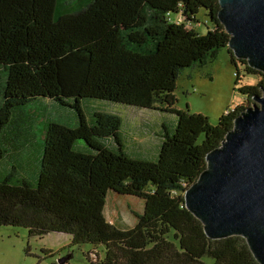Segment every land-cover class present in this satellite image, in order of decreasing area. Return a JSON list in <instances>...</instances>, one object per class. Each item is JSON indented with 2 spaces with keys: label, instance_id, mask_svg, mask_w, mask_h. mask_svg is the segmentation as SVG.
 <instances>
[{
  "label": "trees",
  "instance_id": "1",
  "mask_svg": "<svg viewBox=\"0 0 264 264\" xmlns=\"http://www.w3.org/2000/svg\"><path fill=\"white\" fill-rule=\"evenodd\" d=\"M201 9L213 24L205 34L194 27ZM219 9V0H0V226L103 245L99 264H260L245 237L210 238L185 203L245 106L216 124L180 109V74L228 48L237 85L240 65L257 76L240 92L252 99L264 86V72L229 48ZM86 99L176 118L146 122L155 143L128 146L123 117ZM41 100L74 109V125L43 117L31 107ZM131 147L157 158H133ZM111 191L143 204L133 227L109 220Z\"/></svg>",
  "mask_w": 264,
  "mask_h": 264
},
{
  "label": "water",
  "instance_id": "2",
  "mask_svg": "<svg viewBox=\"0 0 264 264\" xmlns=\"http://www.w3.org/2000/svg\"><path fill=\"white\" fill-rule=\"evenodd\" d=\"M218 17L229 48L264 72V0H219ZM234 120L222 144L209 151L207 168L185 191L187 208L212 239L246 238L264 264V86ZM69 257L59 260L65 264Z\"/></svg>",
  "mask_w": 264,
  "mask_h": 264
},
{
  "label": "rangeland",
  "instance_id": "3",
  "mask_svg": "<svg viewBox=\"0 0 264 264\" xmlns=\"http://www.w3.org/2000/svg\"><path fill=\"white\" fill-rule=\"evenodd\" d=\"M173 17L177 18V15L174 14ZM197 20L194 27L199 33L205 34L212 29L213 24L205 9L200 10ZM236 71L231 63L228 48H223L215 60L205 65L186 68L177 81L176 107L189 109L193 113H203L209 117L211 123L216 124L223 113L233 110L238 105L252 106L254 100L243 95L240 87L241 84L256 83L257 76L246 74L240 65L242 80L237 85ZM42 101L33 103L31 107L35 105L43 117L74 125L76 120L74 109L56 101L48 104ZM88 104L104 106L105 111L118 113L123 117L125 129L133 137L127 142L128 146H133L138 139L149 144L155 143L157 129L150 131L145 125L146 122L154 125L166 119L176 118V115L171 113L105 100L86 99L84 105ZM151 151L148 152L146 148L126 149L133 158L156 159L158 151L156 154H151ZM143 207L139 198L119 196L111 191L108 194L106 213L114 224L133 227L137 222L135 213L141 212ZM104 255L103 245L96 246L91 243L72 245L71 236L67 233L50 232L36 236L30 235L29 230L24 227L0 226V264H60L59 260L64 257H69L67 264H99ZM206 261L207 264H212V259L207 258Z\"/></svg>",
  "mask_w": 264,
  "mask_h": 264
},
{
  "label": "flooded vegetation",
  "instance_id": "4",
  "mask_svg": "<svg viewBox=\"0 0 264 264\" xmlns=\"http://www.w3.org/2000/svg\"><path fill=\"white\" fill-rule=\"evenodd\" d=\"M66 261H67V260H66ZM66 261H65V262H66Z\"/></svg>",
  "mask_w": 264,
  "mask_h": 264
}]
</instances>
